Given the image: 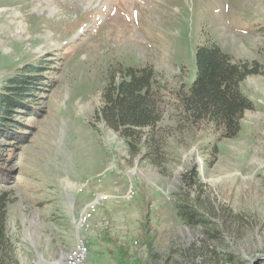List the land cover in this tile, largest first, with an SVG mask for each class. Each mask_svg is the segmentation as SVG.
Instances as JSON below:
<instances>
[{"label": "rangeland", "instance_id": "obj_1", "mask_svg": "<svg viewBox=\"0 0 264 264\" xmlns=\"http://www.w3.org/2000/svg\"><path fill=\"white\" fill-rule=\"evenodd\" d=\"M263 26L264 0H0V87L35 60L53 79L35 111L16 114L30 131L25 141L0 137L11 155L13 178L0 189L10 194L19 264H65L80 233L85 264H264V66L241 83L254 107L234 137L187 126L173 96L195 77L206 40L264 64ZM146 63L168 98L161 163L96 115L111 69ZM189 170L203 182L180 197L197 206L194 222L174 194ZM96 194L108 197L79 231V212Z\"/></svg>", "mask_w": 264, "mask_h": 264}, {"label": "trees", "instance_id": "obj_2", "mask_svg": "<svg viewBox=\"0 0 264 264\" xmlns=\"http://www.w3.org/2000/svg\"><path fill=\"white\" fill-rule=\"evenodd\" d=\"M195 57V77L187 88L173 95L182 113L181 120L189 127L211 124L218 138L236 136L241 130L245 111L254 107L253 100L244 92L241 83L250 74L262 73L264 64L257 60H235L212 39L196 47ZM51 75V66L35 60L19 67L1 85L0 137L12 141L7 143L25 141L30 131L23 128L26 122L16 114L22 113V109L35 111L34 101L41 91L53 85L47 82L49 79L53 81ZM155 77L154 67L149 63L119 65L111 69L103 92L104 103L96 115L106 126L119 132L131 149H139L142 143L147 146L146 153L151 160L161 163L167 150L158 126L168 98L156 84ZM5 146L0 144V182L13 178V170L7 166L11 155L5 156ZM183 182L184 192H174L176 203L181 217L194 222L200 214L197 206L190 202L189 197H180L181 194H191L194 189L202 190L201 173L189 170L183 174ZM9 200V192L0 189V264H19L14 243L7 232Z\"/></svg>", "mask_w": 264, "mask_h": 264}, {"label": "bare ground", "instance_id": "obj_3", "mask_svg": "<svg viewBox=\"0 0 264 264\" xmlns=\"http://www.w3.org/2000/svg\"><path fill=\"white\" fill-rule=\"evenodd\" d=\"M107 197V194H96L94 199L90 200L85 205V207L82 208L77 218V226L79 231L80 229H89L99 203L107 199ZM86 242L85 236L80 233L73 250L64 255V263L66 264L68 262L69 264H85L84 259L87 255Z\"/></svg>", "mask_w": 264, "mask_h": 264}]
</instances>
